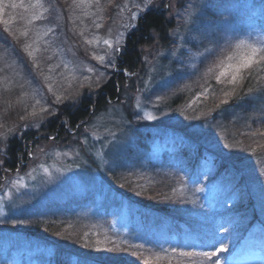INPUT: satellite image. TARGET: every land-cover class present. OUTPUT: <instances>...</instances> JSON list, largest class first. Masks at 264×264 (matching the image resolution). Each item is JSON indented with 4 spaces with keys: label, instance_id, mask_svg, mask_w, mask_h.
<instances>
[{
    "label": "trees",
    "instance_id": "16d2710c",
    "mask_svg": "<svg viewBox=\"0 0 264 264\" xmlns=\"http://www.w3.org/2000/svg\"><path fill=\"white\" fill-rule=\"evenodd\" d=\"M163 5L144 11L127 35L117 60L120 72H112L93 95L86 91L77 102L57 106L41 130L8 139L0 184L3 168L25 170L31 151L48 137L62 139L99 122L117 107L126 119L127 135L121 142L126 144L125 154L99 171L101 190L34 211V215H45L48 225L41 229L54 239L37 234L39 219L29 224L33 231L16 229L10 220L0 225L10 237L8 253L18 249L23 264H80L82 260L143 264L134 253L150 256L153 252L165 257L160 264H219L241 253L248 237L264 238V63L245 70L243 82L228 97L223 92L233 89L230 84H220L209 75L194 87L190 82L195 73L177 72L171 82L173 94L165 90L168 100L158 107L169 108V121L141 124L127 103L136 92L135 75L145 68L142 50L173 44L177 17ZM244 16L236 20H246ZM5 34L0 24V46L9 39ZM3 48L0 56L6 53ZM224 58L222 54L220 59ZM203 67L201 63L197 71ZM158 89L152 95H159L154 93ZM196 96L204 103L199 112L187 115ZM218 121L222 125L217 133L226 141L242 142L243 152L241 148L222 152L214 146ZM22 244L28 250H19ZM180 252L215 255L180 256ZM0 255V264L12 258V253L0 251Z\"/></svg>",
    "mask_w": 264,
    "mask_h": 264
},
{
    "label": "rangeland",
    "instance_id": "374dc122",
    "mask_svg": "<svg viewBox=\"0 0 264 264\" xmlns=\"http://www.w3.org/2000/svg\"><path fill=\"white\" fill-rule=\"evenodd\" d=\"M35 3L37 0H0V24L9 37L6 46H0L6 52L0 56L1 167L9 138L41 130L57 106L77 102L86 91L93 95L112 72H120L117 60L126 37L147 9L164 4L163 9L177 17V28L172 32V46L154 45L142 50L145 68L142 74L135 75L136 92L127 100L134 109V118L141 124L169 121V108L158 107L160 102L168 100L165 90L173 94L171 82L177 72L195 73L190 84L196 87L209 78V67L222 54H231L239 41L264 47L262 0H151L147 5L145 0H99V3L96 0H39L42 8L29 7ZM12 4L18 6L13 8ZM33 13L41 14V18L29 24ZM243 15L246 20L238 22L236 16ZM25 30L27 36L21 35ZM89 40L93 42L88 43ZM105 40L111 41V46ZM26 44L32 45L34 57L28 55ZM100 56L104 57L103 61L97 59ZM201 63L204 69L197 71ZM157 88L160 89L154 93L159 95H152V90ZM197 97H193L195 102L187 115L200 111L204 101H197ZM121 110L117 107L99 122L69 132L62 139L48 137L41 141L31 151L25 170L1 168L0 225L10 220L16 223V229L26 227L33 231L29 224L39 219L37 234L54 239V235L49 236L41 229L48 225L45 215H34V211L47 205L78 201L101 190V183L97 182L99 171L115 160L119 162L125 154L126 144L121 142L127 130ZM179 110L185 115L184 108ZM148 114L155 118L148 119ZM221 125L218 121L213 134L217 144L214 146L222 152L232 153L240 148L243 152L242 142L226 141L217 133ZM128 137L125 140L129 142ZM3 231L0 230V251L8 256L12 253L6 264H23L18 249L8 253L10 237ZM102 240L107 242L104 237ZM18 248L22 252L28 250L25 244ZM232 260L234 264H264V238L248 237L243 252ZM219 264L226 263L221 260Z\"/></svg>",
    "mask_w": 264,
    "mask_h": 264
},
{
    "label": "snow or ice",
    "instance_id": "6c2138e0",
    "mask_svg": "<svg viewBox=\"0 0 264 264\" xmlns=\"http://www.w3.org/2000/svg\"><path fill=\"white\" fill-rule=\"evenodd\" d=\"M97 3H99V0H96ZM151 0H145V4H150ZM13 8L17 7L18 5L12 4ZM23 6V5H20ZM30 8L36 9V8H42L43 6L39 3V0H37V3L32 4L29 6ZM41 18V14L39 13H33L31 19L28 21L29 24L32 23V20H37ZM51 31V29H49ZM27 30L21 32V35L27 36ZM88 43H92V40L87 41ZM105 44L111 46V41L105 40ZM25 49L29 50L28 55L34 57V51L30 50L32 49L31 44H26ZM264 47H256L251 44H246L245 41L241 40L234 46V51L227 55L224 59H219L217 63L214 64V66L209 67L208 74L212 75L213 78L220 84H230L233 86V89L231 91H224L223 95L225 97L232 96L235 92V86L238 84H241L245 78L244 72L245 70L251 69L252 66L260 65L261 63H264ZM97 59L103 61L104 57L100 56L97 57ZM39 67V65H37ZM88 71H92V69H88ZM261 71H264V68L261 69ZM251 73H249L250 75ZM49 90H51V85H49ZM207 91V90H205ZM251 92L252 90L249 89ZM199 97H197V100ZM57 100H59V97H57ZM37 104L40 103L39 100L36 101ZM222 103H226V101H222ZM46 111V110H45ZM148 119H154L151 114L147 115ZM87 247V245H86ZM142 247V246H141ZM162 251H165L162 249ZM176 249H172V252H175ZM134 255H138L140 259L143 260V264H160V261L165 259L164 256H162L160 253L153 252L150 256H144L142 253H134ZM192 255H200L204 257H210L215 255V253H188V252H180V256H192ZM80 264H86L85 261H81Z\"/></svg>",
    "mask_w": 264,
    "mask_h": 264
}]
</instances>
